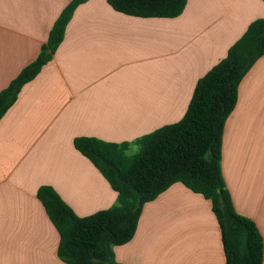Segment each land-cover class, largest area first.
Segmentation results:
<instances>
[{
    "label": "crops",
    "instance_id": "1",
    "mask_svg": "<svg viewBox=\"0 0 264 264\" xmlns=\"http://www.w3.org/2000/svg\"><path fill=\"white\" fill-rule=\"evenodd\" d=\"M71 1L0 0V92L37 59ZM258 19L263 0H188L176 18L128 16L107 0L78 6L52 61L0 121V264H66L38 190L53 188L80 218L118 196L75 139L132 144L179 122L199 79ZM221 169L264 243V56L239 85ZM114 255L119 264H226L211 201L182 183L144 205L134 238Z\"/></svg>",
    "mask_w": 264,
    "mask_h": 264
},
{
    "label": "trees",
    "instance_id": "2",
    "mask_svg": "<svg viewBox=\"0 0 264 264\" xmlns=\"http://www.w3.org/2000/svg\"><path fill=\"white\" fill-rule=\"evenodd\" d=\"M72 0L55 21L37 59L0 92V121L25 85L52 61L78 6ZM264 1V0H263ZM117 12L139 18H176L188 0H107ZM264 56V19L252 22L227 56L196 84L189 108L177 123L164 126L132 144L77 138L75 148L100 171L117 192V203L80 218L56 191L44 186L37 196L60 234L58 257L66 264H119L114 248L135 236L145 204L172 185L211 201L221 228L226 264H263L264 243L256 223L239 214L223 178L225 124L236 107L241 81Z\"/></svg>",
    "mask_w": 264,
    "mask_h": 264
},
{
    "label": "rangeland",
    "instance_id": "3",
    "mask_svg": "<svg viewBox=\"0 0 264 264\" xmlns=\"http://www.w3.org/2000/svg\"><path fill=\"white\" fill-rule=\"evenodd\" d=\"M132 145H134V144H132ZM135 151H137V150H135ZM135 151L131 152V154L135 153Z\"/></svg>",
    "mask_w": 264,
    "mask_h": 264
}]
</instances>
